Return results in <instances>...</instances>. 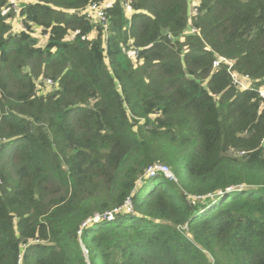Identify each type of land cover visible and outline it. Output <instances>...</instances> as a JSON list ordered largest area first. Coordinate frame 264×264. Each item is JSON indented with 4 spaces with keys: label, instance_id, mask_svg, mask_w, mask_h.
<instances>
[{
    "label": "trees",
    "instance_id": "trees-1",
    "mask_svg": "<svg viewBox=\"0 0 264 264\" xmlns=\"http://www.w3.org/2000/svg\"><path fill=\"white\" fill-rule=\"evenodd\" d=\"M14 2L0 264H264V0Z\"/></svg>",
    "mask_w": 264,
    "mask_h": 264
},
{
    "label": "built area",
    "instance_id": "built-area-1",
    "mask_svg": "<svg viewBox=\"0 0 264 264\" xmlns=\"http://www.w3.org/2000/svg\"><path fill=\"white\" fill-rule=\"evenodd\" d=\"M125 8H126L127 12L131 11V6L128 3H125ZM84 11L87 12V16H92V18L97 19V20L99 19L101 21L104 20L103 10L101 9V7L97 3L89 4L84 9ZM191 31H195V29L192 28ZM220 61H224L226 63H229V65L231 64V62L228 61L225 57H218L217 59H215L213 61V67H216ZM230 75H231L232 83L235 86H237L238 88H241V89L248 87V85L250 83V78L247 75H239L238 73H236L234 71L230 72ZM47 82L49 84H51V81L49 79H47ZM259 95L262 98H264V90L263 89H259ZM146 171H147V173H149L151 175L155 174L156 172H159V173L164 174L166 177H168L170 179H175L174 175L172 174L170 169L165 164L156 163V164L150 165ZM131 207H132V205L130 203V200L127 199V200H125V203L122 206L115 208L112 211L107 212L103 215L105 216L106 220H111V219H113L114 213H116L117 211H120L122 209L129 211L131 209ZM99 217H100L99 215H96L94 217V220H97Z\"/></svg>",
    "mask_w": 264,
    "mask_h": 264
},
{
    "label": "rangeland",
    "instance_id": "rangeland-1",
    "mask_svg": "<svg viewBox=\"0 0 264 264\" xmlns=\"http://www.w3.org/2000/svg\"><path fill=\"white\" fill-rule=\"evenodd\" d=\"M12 1H15L14 2V7L15 8L12 10L13 13H15V15H13V17H14L13 19H10L8 21L13 23V28H18L21 25V21L16 16L17 7L15 5L18 4L19 1H21V0H12ZM110 1L111 0H103V2L101 4L104 5L106 3H109ZM191 6H192V4H191ZM192 11H194V10H191V12ZM34 31L35 32L33 33V35L38 38V44L41 45V46H43L45 44V42H46V36H42V33H41V31L38 28H36ZM72 37H73V34H69V36L67 37V39H70Z\"/></svg>",
    "mask_w": 264,
    "mask_h": 264
},
{
    "label": "crops",
    "instance_id": "crops-1",
    "mask_svg": "<svg viewBox=\"0 0 264 264\" xmlns=\"http://www.w3.org/2000/svg\"><path fill=\"white\" fill-rule=\"evenodd\" d=\"M113 0H111L110 2H112Z\"/></svg>",
    "mask_w": 264,
    "mask_h": 264
}]
</instances>
